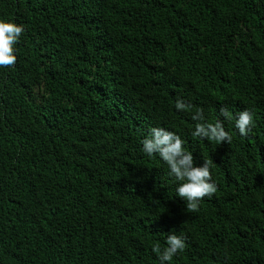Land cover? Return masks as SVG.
I'll return each instance as SVG.
<instances>
[{
  "label": "trees",
  "instance_id": "trees-1",
  "mask_svg": "<svg viewBox=\"0 0 264 264\" xmlns=\"http://www.w3.org/2000/svg\"><path fill=\"white\" fill-rule=\"evenodd\" d=\"M0 20L24 26L0 67V264H161L171 232L165 264H264V0H0ZM217 120L230 143L193 135ZM152 128L210 164L198 211Z\"/></svg>",
  "mask_w": 264,
  "mask_h": 264
},
{
  "label": "clouds",
  "instance_id": "clouds-1",
  "mask_svg": "<svg viewBox=\"0 0 264 264\" xmlns=\"http://www.w3.org/2000/svg\"><path fill=\"white\" fill-rule=\"evenodd\" d=\"M24 32L23 25L0 20V67H12L16 63L14 45L19 42ZM175 108L178 111L190 110L191 105L182 99H177ZM220 114L226 119H232L231 113L226 108L220 109ZM194 120H203V110L198 109L192 117ZM253 114L245 109L238 114L235 128L241 136H247L253 126ZM194 136L206 138L218 143L231 142V136L225 131L223 123H197ZM143 151L149 156L158 155L170 170V174L180 182L176 189L178 197L185 200L188 211L195 212L199 209L200 201L212 196L216 191V184L212 182L210 164L205 161L202 166H194L193 154L183 147L184 141L175 133L164 128H152L143 141ZM167 247L161 250L159 243L153 246V252L159 254L161 264L172 261L173 257L184 251L186 244L182 237L173 232L167 235Z\"/></svg>",
  "mask_w": 264,
  "mask_h": 264
}]
</instances>
